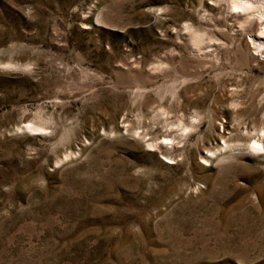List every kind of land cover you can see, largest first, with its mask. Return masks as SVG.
<instances>
[{
    "label": "rangeland",
    "instance_id": "rangeland-1",
    "mask_svg": "<svg viewBox=\"0 0 264 264\" xmlns=\"http://www.w3.org/2000/svg\"><path fill=\"white\" fill-rule=\"evenodd\" d=\"M231 1L0 0V264H264V19Z\"/></svg>",
    "mask_w": 264,
    "mask_h": 264
},
{
    "label": "bare ground",
    "instance_id": "bare-ground-1",
    "mask_svg": "<svg viewBox=\"0 0 264 264\" xmlns=\"http://www.w3.org/2000/svg\"><path fill=\"white\" fill-rule=\"evenodd\" d=\"M257 5H259L258 10H259V13L261 15V18L264 19V14H263L264 10L262 9L264 6V0H234V1H231V6L234 10L251 11ZM260 8H261V10H260ZM262 22L264 23V21H262ZM263 30H264V24H263ZM263 38H264V36H263ZM255 41L259 42L258 39H255ZM259 46H262V45H260V43H259ZM250 148L255 149V150H257V149L263 150L264 145L259 143V141H254L252 146H250Z\"/></svg>",
    "mask_w": 264,
    "mask_h": 264
},
{
    "label": "snow or ice",
    "instance_id": "snow-or-ice-1",
    "mask_svg": "<svg viewBox=\"0 0 264 264\" xmlns=\"http://www.w3.org/2000/svg\"><path fill=\"white\" fill-rule=\"evenodd\" d=\"M30 127V126H29Z\"/></svg>",
    "mask_w": 264,
    "mask_h": 264
}]
</instances>
